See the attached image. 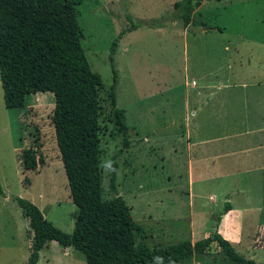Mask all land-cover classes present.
<instances>
[{"label": "rangeland", "instance_id": "rangeland-1", "mask_svg": "<svg viewBox=\"0 0 264 264\" xmlns=\"http://www.w3.org/2000/svg\"><path fill=\"white\" fill-rule=\"evenodd\" d=\"M175 1L80 0L78 4L82 44L102 82L100 147L105 196L113 193L104 163L119 153L117 191L145 228L146 244L195 242L218 231L240 254L264 264V175H206L189 183L185 133L187 124L194 128L196 118L191 114L192 96L186 101L193 80L252 83L247 90L234 88L237 94L231 99L235 107L250 105L249 114L235 112V118L220 114L214 122L216 134L264 126V0H203L187 27L176 15ZM131 22L137 26L117 40L111 62L112 43ZM115 81L117 106L124 109L129 125L130 143L122 152L124 136L116 126L110 99ZM245 92L249 95L242 100ZM26 102L23 108L6 107L0 78V185L4 192L0 194V264H26L30 255L32 231L16 197L35 203L67 233L73 231L79 212L70 196L51 122L54 94L32 93ZM37 130L46 162L26 170L20 153L35 145ZM263 138L264 133H257L214 144L253 146L252 140ZM195 150L193 144L194 155ZM227 201L233 212L220 231L222 216L218 220V215ZM187 262L239 264L217 244L203 254L193 249ZM37 264H86V258L82 250L51 240L41 249Z\"/></svg>", "mask_w": 264, "mask_h": 264}, {"label": "trees", "instance_id": "trees-1", "mask_svg": "<svg viewBox=\"0 0 264 264\" xmlns=\"http://www.w3.org/2000/svg\"><path fill=\"white\" fill-rule=\"evenodd\" d=\"M202 1H175L176 15L183 26L189 25ZM79 3L80 0H0V78L5 106L23 108L32 93L54 94L51 122L70 196L79 209L74 229L67 233L48 220L35 203L15 198L32 231L26 264H37L41 249L51 240L82 250L86 264H152L154 256L163 257L164 264H168L169 258L174 264H190L187 260L192 258L193 249L203 254L213 244L239 264H257L240 254L218 231L194 243L184 240L162 247L146 244L145 228L134 219L131 207L117 191L119 153L110 160L116 170L110 172L109 178L113 194L105 196L100 147L102 82L92 70L82 44ZM136 26L131 22L119 32L112 43L111 62L117 40ZM115 84L116 81L111 86L110 99L116 126L124 136L119 151L122 152L130 143L129 125L124 109L117 106ZM40 139L37 130L35 145L21 150L20 159L26 170H35L46 162ZM3 193L0 185V194ZM231 208V202L227 201L218 220Z\"/></svg>", "mask_w": 264, "mask_h": 264}, {"label": "crops", "instance_id": "crops-1", "mask_svg": "<svg viewBox=\"0 0 264 264\" xmlns=\"http://www.w3.org/2000/svg\"><path fill=\"white\" fill-rule=\"evenodd\" d=\"M252 83L245 82H215L209 80L192 81L191 88L186 92V101L191 100V96L194 100V108L192 113L195 118L194 128L187 124L185 133L187 137V150H188V163H189V183L195 180H203L204 177H223L227 175H242L245 174L249 177L257 174L258 172L264 175V138L263 140H255L252 142L253 146H237L231 147H215L216 142L226 141L234 136H246L257 133H264V126L257 124L248 127L243 132L216 134L217 119H220V114L230 113L232 118H235L233 114L235 112L249 114L250 105L247 107H239L238 104L232 102V98L236 96L234 88L246 89L251 86ZM223 90L222 93L220 91ZM246 93V95H245ZM243 93L245 96L249 94ZM220 94L218 101L215 100L216 95ZM224 95V96H223ZM187 105V103H186ZM238 133H240L238 135ZM193 144H195L194 155L192 153ZM225 169L220 172L221 169ZM196 170V174L193 172ZM203 170H205L203 172ZM210 171L206 174L205 172ZM208 175V176H206ZM232 205V204H231ZM233 208L222 215L221 221L218 225L221 231L222 223L225 222L226 217L231 215ZM194 243V241H193Z\"/></svg>", "mask_w": 264, "mask_h": 264}, {"label": "clouds", "instance_id": "clouds-1", "mask_svg": "<svg viewBox=\"0 0 264 264\" xmlns=\"http://www.w3.org/2000/svg\"><path fill=\"white\" fill-rule=\"evenodd\" d=\"M104 170L106 172L116 171L113 167V163L111 161H105ZM152 264H164V258L160 256H154L152 259ZM168 264H174V262L169 258Z\"/></svg>", "mask_w": 264, "mask_h": 264}]
</instances>
